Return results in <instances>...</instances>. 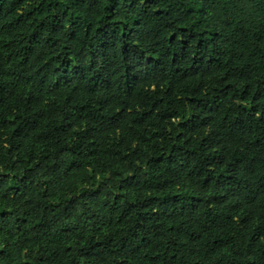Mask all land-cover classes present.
Listing matches in <instances>:
<instances>
[{
	"label": "trees",
	"instance_id": "obj_1",
	"mask_svg": "<svg viewBox=\"0 0 264 264\" xmlns=\"http://www.w3.org/2000/svg\"><path fill=\"white\" fill-rule=\"evenodd\" d=\"M0 264H264V0H0Z\"/></svg>",
	"mask_w": 264,
	"mask_h": 264
}]
</instances>
